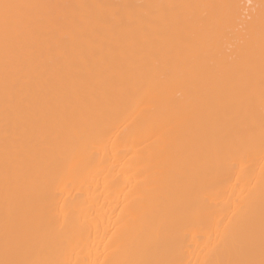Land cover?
<instances>
[{"label":"bare ground","instance_id":"obj_1","mask_svg":"<svg viewBox=\"0 0 264 264\" xmlns=\"http://www.w3.org/2000/svg\"><path fill=\"white\" fill-rule=\"evenodd\" d=\"M0 264H264V0H0Z\"/></svg>","mask_w":264,"mask_h":264}]
</instances>
